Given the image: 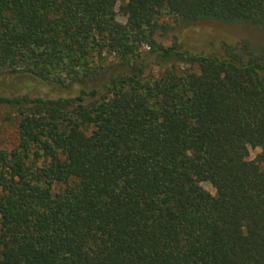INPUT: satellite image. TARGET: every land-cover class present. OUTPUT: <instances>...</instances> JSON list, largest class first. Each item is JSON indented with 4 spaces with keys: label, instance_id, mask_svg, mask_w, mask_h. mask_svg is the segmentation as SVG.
I'll use <instances>...</instances> for the list:
<instances>
[{
    "label": "trees",
    "instance_id": "trees-1",
    "mask_svg": "<svg viewBox=\"0 0 264 264\" xmlns=\"http://www.w3.org/2000/svg\"><path fill=\"white\" fill-rule=\"evenodd\" d=\"M119 12L124 23L116 0H0V72L80 87L0 96L17 121L16 147L0 148V264H264V44L157 41L166 17L264 35V0Z\"/></svg>",
    "mask_w": 264,
    "mask_h": 264
},
{
    "label": "rangeland",
    "instance_id": "rangeland-1",
    "mask_svg": "<svg viewBox=\"0 0 264 264\" xmlns=\"http://www.w3.org/2000/svg\"><path fill=\"white\" fill-rule=\"evenodd\" d=\"M121 0H116L117 20L125 22L119 12ZM164 28L158 30L157 41L164 47L175 45L181 51L192 54H209L223 43L234 44L240 41H250L253 44H264V35L257 28L240 24H221L214 21L202 20L192 24H181L173 18H163L160 21ZM143 47V51H147ZM157 53L148 55L149 65L147 73H156L155 59ZM79 86L69 89H59L49 85H42L29 77L0 72V96H24L42 98H68L78 94ZM17 145V121L9 109L0 105V148L7 151ZM260 152L259 148H249L248 159L253 160ZM204 190L215 195V190L208 183L200 184Z\"/></svg>",
    "mask_w": 264,
    "mask_h": 264
}]
</instances>
